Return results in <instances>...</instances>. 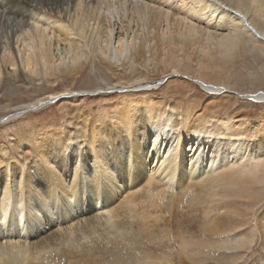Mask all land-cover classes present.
<instances>
[{
    "label": "bare ground",
    "instance_id": "1",
    "mask_svg": "<svg viewBox=\"0 0 264 264\" xmlns=\"http://www.w3.org/2000/svg\"><path fill=\"white\" fill-rule=\"evenodd\" d=\"M131 1V16L128 15L125 22L122 21L124 24L121 22L119 31L114 30V17L120 14L117 13L118 10L125 8L126 0H91L82 10L81 1L70 0L73 13L76 14L69 18H66L67 11L62 8L63 0H42V2L37 1L36 4H33L34 0H0V11L12 15L15 20L26 19V23L28 18L30 19L29 10L35 11L38 18L36 17L34 22L31 21L33 31H27V38L26 30L25 35L24 31L21 32L25 38L16 39L15 45L18 46L20 40L21 47L16 46L18 49L15 48V51L19 52L21 58H18L21 60L20 65L23 70L28 72L39 68L43 75H54L56 80L58 77L59 79L60 77L75 78L81 74L88 59L99 60L107 69L122 65L129 57H133L139 64L149 61L155 55L152 50L157 52L163 47L162 50L165 51L176 41L179 32L181 41L183 40L188 47H199L205 52L206 58L213 57L214 48L218 44L224 51L229 52L236 46L241 33L264 45V31L257 27L259 25L255 20L252 19V23L247 17L249 11L247 4L250 3L254 12L258 13V17L264 20V0H247L248 3L244 0H236L237 7L233 9L245 16L251 29L220 0ZM174 2L177 6L171 9ZM148 7H152L153 11L150 13V21L147 25L145 17L141 15L147 13ZM102 10H106V15L100 17ZM62 12L65 13L63 16L58 15ZM42 13L49 14L48 17L56 16L55 26L50 23L53 19L50 20ZM135 14L140 22L135 20ZM64 22H67L68 26ZM161 22L163 25L159 31ZM211 29L215 32L222 31L215 33L216 38L217 35L219 36V41L217 40L218 44L214 48ZM145 30L147 38L144 37ZM169 33L173 34V37H170ZM49 34L56 41L52 46L53 42H49ZM141 36L144 37L142 42ZM9 48L11 50L10 46ZM4 52L0 51L2 65L9 64L13 70L16 62L4 56ZM17 53H14L16 57ZM201 64L206 67L203 61ZM53 67L58 71L57 74L53 73ZM23 70H19L20 73ZM20 73L17 75L22 80ZM24 73L23 71V75ZM196 77L197 82L205 91L209 90L210 94H216L226 84L223 79L207 75ZM125 81L123 83H129V80ZM212 83L224 85L218 86ZM227 84L230 88V84ZM182 89L186 90L184 87ZM84 95L85 93H80V96ZM250 96L249 99L259 101L264 99V91ZM59 97L58 94L50 93L40 99L36 105L48 99L55 102ZM82 100V98L77 101L65 100V103L61 100L57 103L58 110H61L65 116V127L52 129L37 144L30 143L27 152H22L20 146L14 147V159L7 157L5 152V157L0 158V232L4 230L7 237L10 235L9 239L5 237L8 241L4 240L3 244L0 243V264H65L67 262L110 264L105 261L103 255L111 252L115 246H123V244H130L132 249H136V245L141 244L143 250L124 256L114 254L112 264L170 263L172 260L169 254L159 252L156 255L146 250L144 244V241L167 239L178 243L179 259L186 255L195 259L194 255L186 253V246L198 245L204 249L201 253L205 254L208 248L223 252L250 248L253 238L249 239L240 233L216 241L193 239L191 235L194 231H191L190 225L193 227L197 225L200 232L213 236L237 228L240 221L230 220L234 210L233 205L228 202L233 194L231 186L237 184L236 179L241 180L248 174L252 177L251 180L246 177L245 184H264V170L260 172V166L264 163L263 132L255 135L254 140L257 144L253 151L254 147H247V143L251 140L249 134L241 135L237 132L225 137V133L222 137L218 135L217 130L209 128L210 124L198 120L199 116L189 120L187 109H181V113L179 112L180 122L172 123L173 113L180 110V107L175 106L174 103L166 114L162 111L163 113L158 117L156 111L157 109L161 111V108L152 110L153 106H151L147 111L150 115L141 114L139 121L126 117L113 123L94 126L90 122L91 116L89 118L82 114L84 111ZM178 124L180 131L175 135L174 130ZM183 143L185 147L187 145L189 147L187 155L182 149ZM80 146L92 153V158L100 163H103L105 157L115 158L110 167L106 165L100 168L97 175L90 179L91 184L89 178L93 170L90 168V161L85 157L83 159L79 157L82 154L78 152ZM127 146L128 150L125 148ZM260 148L263 153L257 155L256 151ZM113 163L116 166V174L115 171L111 172ZM249 163L254 169L250 170ZM70 168H73L72 172ZM260 174L262 176H259ZM82 176L88 184L83 182ZM240 196L245 198L242 194ZM219 199L222 205L216 203ZM47 203L51 204V210L42 216L32 209L33 204L47 206ZM192 203L197 204L198 208L192 210L195 207H191ZM184 204L187 207L190 205L188 208L190 214L186 211L184 213L187 216L177 217L178 219L174 221L176 222L174 232L168 228L167 218L165 223H159L164 220L162 216L166 210L170 214L175 213L174 207L181 209ZM96 205L98 211L91 213L90 209H95ZM72 207L77 210V215L86 218L84 223L68 220L71 217ZM219 209H222L220 215L217 214ZM50 214L57 215L67 224L40 235L45 231L40 225L49 221ZM259 216L261 233L264 236V209ZM49 222L47 224H50ZM242 239L248 240L241 243ZM206 258L204 257L202 264L207 263ZM239 259L238 255L224 256L218 263L236 264Z\"/></svg>",
    "mask_w": 264,
    "mask_h": 264
},
{
    "label": "rangeland",
    "instance_id": "2",
    "mask_svg": "<svg viewBox=\"0 0 264 264\" xmlns=\"http://www.w3.org/2000/svg\"><path fill=\"white\" fill-rule=\"evenodd\" d=\"M37 1L42 2V0H34L33 4H36ZM130 1L131 0H126L124 6L125 8H123V10L117 11V13L120 14H116L117 16L115 15L114 17L115 31L120 30V26L123 22H125V18L128 15L131 16L132 1ZM220 1L227 4L228 6H226L224 3L219 2L228 8L236 9L235 7H237L236 0ZM244 1L248 3L247 0ZM79 2L82 10V8L90 4L91 0H79ZM169 2L172 1L169 0ZM62 4V8L63 10L67 11V14L62 12L58 15L63 16V14H65L66 18H69L70 16L76 14L73 13V7L71 6L70 0H63ZM247 5L249 8L247 15L249 21L253 23L252 19L255 20L259 25L257 27L264 31V20L258 17V13L254 12V9L250 3ZM53 6H55V4ZM57 6H59V4H57ZM174 6H177L176 2L173 3L171 9H175ZM147 10V13L144 16L143 14L141 16L145 17V21L148 25L150 21L149 16L153 11V8L148 7ZM32 12L34 15H32ZM34 12L35 11L33 10L30 12L29 10V13H31L30 19L28 18V21L26 23V19L21 20V18H16L15 20L13 19L14 17L12 15L10 16L7 15L8 13H3L0 11V51L1 53L5 51L6 53L4 52V56H8L11 60L13 59L14 62H16V66L13 70L12 67L9 66V64L5 65V69L4 64L2 65L1 63L2 58L0 57V158L5 157V152L7 153V157H11L12 159H14V147L20 146L22 152H27V148H29L30 143L37 144L38 141L40 139H43L46 134L52 131V129H61L65 127V116L61 110H58L57 103L61 102V100L64 101L63 103H65V100L77 101L81 98L83 99V103L81 102V105L84 107V111L82 112V114L86 115V117L89 118L91 116V118L93 119L91 120L90 118V122H92L94 126H98L99 124L113 123L126 117H132L134 120L139 121V116L141 114H145V116L150 115L149 113H147V111L151 106H153L152 110H154L155 108H161V111H158V109L156 111V117H158L163 113L162 111H164V114H166L169 108H172V105L174 103L175 106L180 107V110H178L177 113H173V116L171 118L172 123L180 122L181 109H187L189 114V116L187 117H189V120H194V118H197V116H199V118L197 119L201 120L202 123H207V125L210 124L209 128L217 130L218 135L224 136L226 133L225 137H227L228 135H232L237 132H239V134L241 135L249 134L251 140L247 143V147H254L253 151H255V145L257 144V142L254 140L255 135L259 132L264 133V99L255 101L253 99H249V97H251L250 95H254L258 92L264 91L263 44L254 41L252 38H249L245 35V33H241L239 35L236 46L232 47L233 49L231 48L229 52L228 50L224 51L223 47H219V36L217 35L216 38L215 34L222 31L215 32L211 29L210 33L213 36L212 47L214 48V46L217 44L218 46H216L217 49L216 47L214 48L213 57L206 58L205 52L201 51L199 47H188L187 44L183 42V40L181 41L182 37L181 33L179 32L176 41L173 43V45H169V47L165 51L162 50L163 47H161L157 52H153L152 50V53H154L155 55L154 58H151L149 61H144L139 64L134 61L133 57H129L123 61L122 65L107 69L99 60L94 59L93 61L91 59H88L89 61L85 63L81 74L73 79H64L62 77H60L59 79L58 77L57 81L54 75H43L40 72L39 68H34V73L32 72L33 70L28 72L27 70H23L22 65H20L21 60L19 58L21 57L19 55V52L17 53L15 51V48L21 47V45L19 46V44L21 43L20 40H18V46L15 45L16 39L18 37L19 39H24L27 36V31L30 32L33 29L31 21L34 22L36 20L35 18H38V16H36L37 14ZM42 14L46 15L45 17L49 16V14L47 13ZM105 15L106 10H102L100 13V17H103ZM51 16L53 17L54 15ZM51 16L48 18L50 20L53 19L50 21V23H53L54 25L56 24L54 23V20L57 19L56 16H54L55 19ZM135 20L140 22V19L137 17V15L135 16ZM64 23H66L68 26L67 22ZM24 24H26V26H24ZM162 25L163 23L161 24L159 31L162 29ZM22 26H24V29H21ZM134 26H136L135 23ZM223 29L225 30V28ZM21 32L24 33L25 37L21 35L23 34ZM169 36L173 37V34L169 33ZM52 37L53 36L49 34V42H53L51 46L56 42L55 38L52 39ZM144 37H148V35L146 34V30L144 31ZM144 37L141 36V42L143 41ZM60 43L63 46V43ZM9 46L11 47V50ZM13 51L14 53L18 54L17 57L16 55H14ZM147 55H149V53ZM201 61L206 64V67L201 64ZM56 68L58 70L57 66ZM56 68H52L53 73L55 74H57L58 72ZM19 70H23L26 75L25 73L23 75V71L20 73ZM18 73L22 74V80L20 79V76H18ZM198 75H207L209 77L220 80L223 79L226 82L225 85L223 84L224 86L222 85V83L212 84L223 86V91H225L226 89L229 90L222 93L217 92L216 94H210L209 90L205 91V89H203L204 87L199 82H197L196 76ZM4 76L7 79L4 78ZM49 76H52V78ZM125 80H129V83H123L126 82ZM159 80H162V82L156 85ZM207 82L209 81L207 80ZM227 83L230 84V88L228 87L229 85ZM146 85L156 86L148 89L145 88ZM186 86L190 87L187 88ZM183 87L186 88V90L182 89ZM119 90L122 91L120 92ZM180 90H182L183 92ZM81 92L83 94L85 93V95L80 96ZM50 93L58 94L60 95V97L55 102L53 101L52 103H49L47 105H42L44 101L36 105V103L40 99L44 98L46 95L48 96V94ZM240 95L246 96L247 99L244 96L241 97ZM27 105H29V107L32 105V107H34L35 109L12 117L13 114L17 112L19 113L25 108H29L26 107ZM187 106L189 108H187ZM207 112H209V114ZM179 128L180 124H178L177 128L174 130L175 135H178V132L180 131ZM77 141L79 142L80 139L78 138ZM187 146L185 147V144H182V149L185 150V155L188 154L187 149L189 147ZM125 148L127 149L128 146ZM126 149L125 151L128 150ZM78 152L79 154L80 152H82V154L79 155L81 159L85 157L88 161H90V168L91 170H93V173L89 178L90 184V179L97 175L100 168H103L106 165L110 167L111 163L115 160V158L111 159L109 156L105 157L103 163H100L93 159L92 153L86 151L83 146L79 147ZM261 153H263L262 148L256 151L257 155ZM187 167L189 168V166ZM249 168L250 170L251 168L254 169L251 163H249ZM67 170H69V168ZM72 170L73 168H70L71 172ZM263 170L264 163L260 166V172H262ZM113 171H115L116 174L115 163H113L111 168V172ZM59 172L62 175L61 171ZM64 176L66 175L64 174ZM259 176H262V174H260ZM246 177L251 180L250 178L252 177V175L248 174L241 180L236 179L237 184L231 186L233 194L232 197L228 200V202H230L234 208L230 220L240 221V224L236 226L237 228L218 236H213L206 232H200L199 226H197L196 224L195 227H193V225H190V228L192 229V232L194 231L193 235H191L193 239L205 241L227 239L228 236V238H231L237 233L244 234V236L249 239L253 238V244L249 249H231L229 251L223 252L219 249L213 250V248H208L206 249L205 254L201 253L204 252V249H202L198 245H194L191 247L186 246V253L194 255L195 259H191L189 255L182 256V258L179 259L178 243L175 240H156L154 242L144 241V244L146 245L145 247H147L146 250L152 251L156 255L159 252H165L169 254L172 260V262L170 263L155 262L154 264H202L204 257H207V263L205 264H219V260L223 259L224 256L232 255L240 256L239 262H237L236 264H264V236L261 233V220L259 216L261 214V211L264 209V184H245L244 180H246ZM82 179L83 182H86V184H88V181L85 180V177L82 176ZM93 185L94 184H92V186ZM240 194H242L245 198H242ZM216 203H218V205H222V201L220 199L217 200ZM92 204L94 205V201L92 202ZM33 205L34 206L32 207V209H34V211L40 216H42L48 210H51L50 203H47V206L42 204H39L40 206L36 204ZM183 207L185 208L182 209ZM183 207L181 209L178 207H174L175 213L171 214L166 210V213L164 212L165 214H163L162 216L164 220L159 221V223H165V220L167 218V226L174 232L176 225V222L174 221L178 219L177 217H184V215L187 216V214L189 213L188 208L190 207V205L189 207H187V205L185 206L184 204ZM191 207H194L192 208V210L198 208L197 204L194 203H192ZM165 208L167 209L168 207ZM175 208H177L178 210L180 209L179 212ZM90 210L91 213H96V211H98L97 205L95 209L91 208ZM76 211L77 210L72 207L70 211L71 217L68 220L70 221L71 219L72 222L79 221L81 223H84V221H86V218H84V216L81 217L77 215ZM186 211L187 214H185ZM221 212L222 209H219L217 211V214L220 215ZM182 213L183 216H181ZM168 214L169 218L171 217L170 220L168 218ZM171 220H173V222ZM49 221H45L43 225H40L41 228L43 227L45 229V231L41 232L40 235H45L46 233L54 231L55 227L57 226V228H61L62 226L67 224L66 221H62L60 217L55 214H53V216L52 214H50ZM48 222L50 224H47ZM170 226H172L173 228H171ZM1 231L3 232H0V243L3 244L4 240L8 241L6 239H9L10 235H8L7 237L4 230ZM244 240L248 239H242L240 240V242L243 243ZM131 247L132 246H130V244H123V246L118 247L115 246V249H112L111 252L103 255L105 257V261H108L110 264H112L111 261H113L112 259L115 257L114 254L124 256L129 255L132 252H141L143 250L141 244L139 246L136 245V249H132ZM209 256L212 257L209 258ZM65 264L69 263L67 262ZM125 264H128V262H126Z\"/></svg>",
    "mask_w": 264,
    "mask_h": 264
},
{
    "label": "water",
    "instance_id": "3",
    "mask_svg": "<svg viewBox=\"0 0 264 264\" xmlns=\"http://www.w3.org/2000/svg\"><path fill=\"white\" fill-rule=\"evenodd\" d=\"M229 10H230V12H232V13H234L235 15H237V16H239L241 19H243V21L244 22H246V24H247V21H246V18H245V16L240 12V11H236V10H234V9H232V8H229ZM247 26L248 27H250L248 24H247ZM250 29H251V27H250ZM253 30V29H252ZM254 31V30H253ZM255 32V31H254ZM258 36H260L257 32H255ZM261 37V36H260ZM263 38V37H262ZM264 39V38H263ZM53 101L51 100V99H48L47 101H45L42 105H47V104H49V103H52ZM35 108L34 107H29V108H25V109H23L22 111H20L19 113L17 112V113H15V114H13L12 115V117H15V116H17V115H19V114H22V113H25L26 111H29V110H34Z\"/></svg>",
    "mask_w": 264,
    "mask_h": 264
},
{
    "label": "built area",
    "instance_id": "4",
    "mask_svg": "<svg viewBox=\"0 0 264 264\" xmlns=\"http://www.w3.org/2000/svg\"><path fill=\"white\" fill-rule=\"evenodd\" d=\"M162 82V80H159L158 82H157V84L156 85H158L159 83H161ZM156 85H152V86H149V85H146L145 86V88H148V89H151V88H153V87H155ZM120 92L122 91V90H119ZM219 92H223V89H221V90H218ZM241 96V95H240ZM244 95H242L241 97H243Z\"/></svg>",
    "mask_w": 264,
    "mask_h": 264
}]
</instances>
